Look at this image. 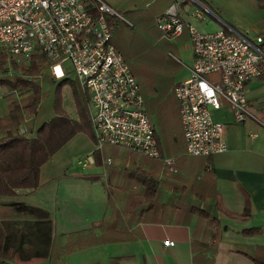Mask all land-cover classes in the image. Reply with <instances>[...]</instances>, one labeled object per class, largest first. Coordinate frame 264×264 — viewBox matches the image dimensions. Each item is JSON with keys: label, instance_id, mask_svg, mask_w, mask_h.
Masks as SVG:
<instances>
[{"label": "crops", "instance_id": "obj_1", "mask_svg": "<svg viewBox=\"0 0 264 264\" xmlns=\"http://www.w3.org/2000/svg\"><path fill=\"white\" fill-rule=\"evenodd\" d=\"M104 1L126 17L128 15L132 21L129 25L137 27L153 20L172 2H176L177 10L184 17L197 25L209 15L219 23L218 28L236 27L222 13L221 4H225L235 15L251 22L256 33L263 35L260 42L263 51L264 17L252 20L249 11L264 9L259 6H264V0ZM122 22L128 24L117 19L112 25V40L127 57L126 47L115 29ZM177 38L189 41L187 30ZM259 65L260 72L245 81L246 102L255 116L236 120L228 103L222 100L214 108V114L224 123L223 137L227 147L209 155L185 152L178 101L173 96L172 86L188 75V64V71L169 85L155 78H137L160 152L173 156L176 167L171 170L161 157L148 155H145L151 158L148 163L132 158L135 165L128 169L123 165L126 177H129V170L140 168L154 176L157 192L152 203L128 204L127 179L119 181L117 170L105 163L111 150L125 154L135 150L108 144L93 154L91 162L80 163L77 159L83 169L72 170L67 165L66 154L69 144L77 141V135L83 132L78 131L52 153L40 166V184L35 188H16L14 195L44 205L54 218L57 215L58 230L54 228L52 235L87 227L105 215L110 223L105 234L114 237L70 250L59 245L58 255L50 258L53 264H75V252L83 253L84 250L91 254L82 264H264V51ZM4 113L6 111L0 115ZM89 139L85 153L95 147L94 138L89 136ZM111 181L116 182L112 184ZM96 182L99 187L93 189ZM76 184L81 193L74 197ZM112 199L114 207L120 200L122 208L107 210ZM2 210L0 207V212ZM13 217L25 220L28 216L14 212ZM169 239L173 242L168 243ZM63 241L65 236L59 239L61 244ZM48 259L45 256L33 263H46Z\"/></svg>", "mask_w": 264, "mask_h": 264}, {"label": "built area", "instance_id": "obj_2", "mask_svg": "<svg viewBox=\"0 0 264 264\" xmlns=\"http://www.w3.org/2000/svg\"><path fill=\"white\" fill-rule=\"evenodd\" d=\"M106 12L124 19L104 0H0V54L27 63L39 50L57 77L66 72L63 62L70 60L74 76L88 94L94 146L116 144L161 157L175 170L174 157L160 152L138 80L112 40ZM154 22L170 39L184 29L188 32L192 49L189 73L172 86L185 152L209 155L226 149L224 123L215 116L214 108L225 100L236 120L255 116L246 102L245 81L261 70L263 35L231 25L199 30L177 10L176 2L156 14ZM12 90L18 93L17 87ZM110 158L107 155L105 161ZM88 160L93 161L92 150L78 157L80 163Z\"/></svg>", "mask_w": 264, "mask_h": 264}, {"label": "trees", "instance_id": "obj_3", "mask_svg": "<svg viewBox=\"0 0 264 264\" xmlns=\"http://www.w3.org/2000/svg\"><path fill=\"white\" fill-rule=\"evenodd\" d=\"M106 18L112 34V25L117 19L128 23L115 13L106 12ZM48 64L49 60L39 50L29 56L27 63L16 61L4 52L0 54V84L8 88L29 89L22 104L10 101L6 113L0 115V207H3L0 212V264H18L13 260L10 246H14L22 258L47 256L49 259L46 263L40 264H53L51 259L58 255L59 245L70 250L114 238L105 234L110 223L104 217L93 220L87 227L60 233L57 238V235H52L49 210L14 195L16 188H35L40 184L41 164L73 134L83 131L94 138L87 91L75 76L65 72L57 77L50 71L49 73ZM41 77L53 82L56 89L65 82L70 84L76 114H70L56 102L51 115L34 126H23L21 121L24 110L34 117L38 108ZM98 149L94 147L93 154ZM128 173L139 183L137 189L127 190L130 200L128 204L152 203L157 192L154 176L141 168L129 170ZM11 211L28 217L25 220L15 218L10 215ZM20 223L22 227H19ZM62 236H65L63 244L59 242Z\"/></svg>", "mask_w": 264, "mask_h": 264}, {"label": "rangeland", "instance_id": "obj_4", "mask_svg": "<svg viewBox=\"0 0 264 264\" xmlns=\"http://www.w3.org/2000/svg\"><path fill=\"white\" fill-rule=\"evenodd\" d=\"M221 5L223 6L222 13L225 15V18L229 22L233 23L239 29L246 30L247 28L248 30L247 32L249 34L252 35L256 34V29L254 26H252L251 22H247L245 19H242L241 16L235 15V11L232 8H229L227 5L225 4H221ZM259 6L264 7L262 5ZM249 13L250 16L253 18L252 20H256L261 17H264V9H260L259 12L250 10ZM119 14H121L124 17V19L127 20L129 23H132L128 15L126 17L121 12H119ZM218 24L219 23L213 18H211L209 15L207 16L206 21H203L198 25L194 23V25L199 30L202 31L214 30L218 28L217 27ZM115 29L118 32V37L120 41L126 47L127 50L126 58L130 64L133 73L135 74L136 79L155 78L156 80H160L161 82H168L167 85H169L177 77L182 76L188 71L187 64H190L192 59L191 49L188 43L189 41L185 39L181 40L178 39L177 37L174 39H170L163 36L162 31L156 25L154 19L146 21L145 23L139 25L138 27L136 25H129L122 22L121 25L116 26ZM262 49L264 51V41L262 43ZM169 52L173 53V55L178 57L181 61H178L176 58L171 56ZM63 68L67 74L74 76V72L71 69L70 60L66 59L63 62ZM48 72H49V67H48ZM17 90L18 93L16 94V92H14L12 88H8L6 85L0 84V112H4L7 110L10 101L11 102L17 101L20 104L23 103V99H26L29 89L17 88ZM39 92H40V97H39V103L36 113L33 117L32 115L26 113L24 110V116L22 117V121H21L23 123L22 124L23 126L24 125L28 126L29 124H32L34 126V124H36L39 119L51 115L56 108V102L60 104L70 114L72 115L76 114L71 86L68 82H65L64 84H62L60 88L56 89L55 84L53 82H50L48 79L44 77H41ZM173 96L175 97V95ZM21 108H24V105H21ZM77 136H78V140L75 142H71L69 144V151L66 154L67 165L70 166L69 169L73 168L72 170L83 169L81 168L83 167V165L78 163L77 159L78 157H82L83 155H85L86 148L89 146L88 144L90 143L89 135L87 133L79 132ZM94 145H95V140H94ZM106 145H108V143H105L102 148L104 149ZM65 149H68V146ZM109 152L111 158L109 162H105L109 164L107 165V167L112 165L117 170L119 181H125L127 179V187L131 189H137L139 187V183L134 179L133 176H129L130 178L126 177V172H125L126 169L123 168V165L128 169L129 166L131 168L133 165H135L132 158L137 162H140L139 160H143L147 163L150 162L148 160L151 158L145 155L143 156V154H140L136 151H130L127 154L123 153L122 151L118 153H113L111 150ZM88 162L91 161L88 160ZM111 182L112 184H115L116 181H111ZM77 184L73 186L75 189H77V191L73 193L74 197L76 193L78 194L81 193L79 188L80 186ZM98 185L99 184L96 182V184L93 186V189H96ZM129 188H127V190ZM113 202L114 200L112 199L109 204V208L107 210L110 211L112 208H117L116 210L118 211V209L122 208L120 204L121 202L120 200L118 201L119 205H117V207L113 206ZM36 205H39L42 208H46L44 205H40V204H36ZM54 212L56 213V211ZM10 215L13 216L14 213L11 211ZM103 217H105V215L102 216V218ZM51 220H52L53 229L55 228L54 230H58L59 223L57 220V215L55 216V218L52 215ZM58 237L59 236H57V238ZM9 251H11V254L13 255L14 258L13 260L16 261L18 264H31L34 261L42 260V256L22 258L19 254V251L14 249V246H10ZM85 251L86 250H84L83 253L75 252L77 258V260L74 261L75 264H82L83 260L87 261L89 259L91 253Z\"/></svg>", "mask_w": 264, "mask_h": 264}]
</instances>
